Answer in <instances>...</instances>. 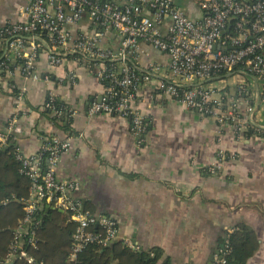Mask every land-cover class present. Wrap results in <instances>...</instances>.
<instances>
[{
  "label": "built area",
  "instance_id": "2783aa9c",
  "mask_svg": "<svg viewBox=\"0 0 264 264\" xmlns=\"http://www.w3.org/2000/svg\"><path fill=\"white\" fill-rule=\"evenodd\" d=\"M175 1L26 0L17 8V20L0 25V89L23 101L27 88L18 86L16 77L42 81L46 84L43 109L62 120L74 111L59 99L55 86L79 78L67 68L74 64L105 85L100 98L90 102L89 113L128 119L138 145L143 143L147 122L136 101L156 92L213 120L219 133L228 129L237 137L254 134L264 140L259 118V104L264 103V0H199L197 18ZM145 45L165 59L148 60ZM41 60L51 71H39ZM56 69L60 74L54 73ZM15 122V117L10 118L6 129L0 130V150L9 145L11 132L19 131ZM75 137H46L32 153L14 142L20 173L31 182L20 226L31 224V214L41 203L60 210L67 222L75 224L69 260L87 246L106 247L116 240L139 250L130 237L119 236L117 220L90 212L81 198L72 195L78 182L56 176L59 157ZM217 157L225 153L219 151ZM219 168L213 163L207 171L215 174ZM20 226L0 264L26 256L20 245L23 236L27 245L36 246L34 226ZM229 252L225 244L210 264H226Z\"/></svg>",
  "mask_w": 264,
  "mask_h": 264
},
{
  "label": "crops",
  "instance_id": "0c3cea01",
  "mask_svg": "<svg viewBox=\"0 0 264 264\" xmlns=\"http://www.w3.org/2000/svg\"><path fill=\"white\" fill-rule=\"evenodd\" d=\"M5 1L13 10L0 16V25L17 20V8L26 2ZM182 7L194 18L201 14L191 0ZM144 50L148 60L165 59L149 45ZM67 68L79 78L55 87L59 99L74 111L58 121L69 122V129L44 113L46 84L24 82L17 76L16 84H25L27 91L18 101L0 89V130L15 117L19 131L11 132L12 139L25 153L35 152L46 137L75 134L59 157L56 176L78 182L72 195L93 212L117 220L119 236L130 237L140 249L159 248L162 260L168 258L170 264H209L228 233L243 224L258 242L246 264H264V140L260 136L237 137L228 129L219 133L213 120L156 92L136 101L147 122L143 143L138 145L128 119L89 113L90 102L100 98L105 85L83 67ZM59 70L54 73L60 74ZM39 71L51 70L41 60ZM259 111L264 123L262 102ZM219 151L225 157L218 158ZM213 163L220 168L210 174L207 167Z\"/></svg>",
  "mask_w": 264,
  "mask_h": 264
},
{
  "label": "trees",
  "instance_id": "16d2710c",
  "mask_svg": "<svg viewBox=\"0 0 264 264\" xmlns=\"http://www.w3.org/2000/svg\"><path fill=\"white\" fill-rule=\"evenodd\" d=\"M184 1L176 0L175 3L181 7ZM191 1L198 6L199 0ZM50 119L64 130L70 127L69 122H58L62 120L52 116ZM14 146L11 136L9 145L0 150V262L5 259L15 230L20 226L19 221L25 215L23 200L29 198L31 186L30 180L20 173L19 162L13 153ZM85 208L95 213L91 207L85 205ZM35 222L38 224L35 225ZM31 224L34 226L36 246L27 245V236H23L20 245L26 256L15 257L10 264H170L168 258L162 260L159 248L134 251L125 247L120 240L106 247L87 246L75 260H69L71 234L75 224L67 222L63 212L47 209L40 203L31 214ZM31 224H21L20 228H30ZM225 244L230 248L225 256L226 264H246L258 247L255 233L243 224H238L228 233L222 246Z\"/></svg>",
  "mask_w": 264,
  "mask_h": 264
},
{
  "label": "rangeland",
  "instance_id": "374dc122",
  "mask_svg": "<svg viewBox=\"0 0 264 264\" xmlns=\"http://www.w3.org/2000/svg\"><path fill=\"white\" fill-rule=\"evenodd\" d=\"M183 8V7H182ZM198 11H199V9L198 8H196ZM12 10H13V7H12V4L10 3V2H7V1H5V0H0V16H4V15H6L7 13L8 14H10V11L12 12ZM197 10H196V12H197ZM200 12V11H199ZM199 12H198V15H199ZM189 16L191 17V18H194V17H192V15H190L189 14Z\"/></svg>",
  "mask_w": 264,
  "mask_h": 264
},
{
  "label": "water",
  "instance_id": "95a60500",
  "mask_svg": "<svg viewBox=\"0 0 264 264\" xmlns=\"http://www.w3.org/2000/svg\"><path fill=\"white\" fill-rule=\"evenodd\" d=\"M12 263V262H11ZM210 264V263H209Z\"/></svg>",
  "mask_w": 264,
  "mask_h": 264
}]
</instances>
